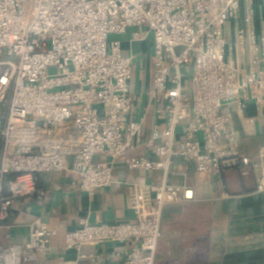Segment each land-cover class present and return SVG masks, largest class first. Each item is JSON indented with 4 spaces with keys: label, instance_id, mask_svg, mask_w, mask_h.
<instances>
[{
    "label": "built area",
    "instance_id": "obj_1",
    "mask_svg": "<svg viewBox=\"0 0 264 264\" xmlns=\"http://www.w3.org/2000/svg\"><path fill=\"white\" fill-rule=\"evenodd\" d=\"M257 1L264 5L34 0L29 10V0H0V230L12 225L13 201L37 193L39 175L69 170L93 196L113 184L121 158L131 170H161L162 182L131 186L132 220L80 218L66 233L64 249L75 264H156L165 207L194 199L190 185L168 181L175 158L211 176L252 169L256 191L264 192V143L256 159L240 153V132L224 111L253 104L256 116L244 117L249 135L257 118L264 121V28L256 24ZM233 24L236 45L247 47L244 65L228 58ZM130 28L131 42L152 34L148 93L157 120L145 144L155 157L135 152L146 116H135L134 55L125 53L120 39ZM14 55L17 61L1 59ZM27 227L24 243H0V264H27L51 250L57 228L40 217Z\"/></svg>",
    "mask_w": 264,
    "mask_h": 264
},
{
    "label": "crops",
    "instance_id": "obj_2",
    "mask_svg": "<svg viewBox=\"0 0 264 264\" xmlns=\"http://www.w3.org/2000/svg\"><path fill=\"white\" fill-rule=\"evenodd\" d=\"M257 3L256 24L261 30L264 28V5L260 1ZM231 29L228 58L244 65L248 61L247 47L236 45L234 24ZM134 30L131 29V34ZM131 34L127 31L120 36L126 54L133 52ZM147 41L153 51L152 40ZM152 64L153 60L147 67L146 78L135 86V116H146L143 142L135 152H143L148 157H155L145 141L157 120L155 103L148 93L152 88ZM224 111L230 114L233 127L240 132L239 152L256 159L264 143V121L257 118L253 135L244 131V117L256 116L255 106L250 104L240 111L237 106L228 105ZM71 163V157H67L68 168ZM113 180L110 187L98 189L90 196L80 188L76 175L69 170L39 175L37 193L13 201L8 220L12 225L0 230V243H24L28 238L27 223L40 217L57 228L58 234L52 240L50 251L40 253L37 260L27 264H75L74 256L65 251L64 243L66 233L78 227L79 219L88 217L94 223L132 220L131 186L134 183L158 185L163 180V172L131 170L120 158L113 171ZM168 181L190 185L194 199L165 207L156 264H264V192L256 191L252 169L242 174L234 167L219 176H211L198 173L193 162L175 158ZM223 193L227 197H222Z\"/></svg>",
    "mask_w": 264,
    "mask_h": 264
},
{
    "label": "rangeland",
    "instance_id": "obj_3",
    "mask_svg": "<svg viewBox=\"0 0 264 264\" xmlns=\"http://www.w3.org/2000/svg\"><path fill=\"white\" fill-rule=\"evenodd\" d=\"M33 3H34V0H29L27 4V8L29 10H31ZM128 33L131 34V28L128 30ZM148 40H152V34L149 35ZM133 55H134V85L137 86V83L139 80L143 81L146 78V75L148 73L147 67L150 66L151 60H153V56H154V52L151 50V46L149 42L147 41V39L146 41L142 40V41L134 42ZM1 59L17 61L18 57L17 55L3 56L1 57ZM185 84L188 85L189 82L186 81Z\"/></svg>",
    "mask_w": 264,
    "mask_h": 264
}]
</instances>
